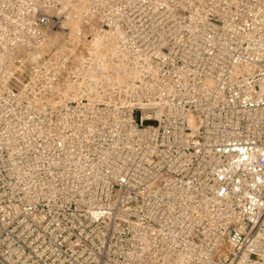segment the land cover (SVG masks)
<instances>
[{
  "label": "built area",
  "instance_id": "1",
  "mask_svg": "<svg viewBox=\"0 0 264 264\" xmlns=\"http://www.w3.org/2000/svg\"><path fill=\"white\" fill-rule=\"evenodd\" d=\"M0 264H264V0H0Z\"/></svg>",
  "mask_w": 264,
  "mask_h": 264
},
{
  "label": "bare ground",
  "instance_id": "2",
  "mask_svg": "<svg viewBox=\"0 0 264 264\" xmlns=\"http://www.w3.org/2000/svg\"><path fill=\"white\" fill-rule=\"evenodd\" d=\"M75 23H76V20H75V19H74V20H71V21L68 22V24L71 25V26H72V25L74 26Z\"/></svg>",
  "mask_w": 264,
  "mask_h": 264
},
{
  "label": "rangeland",
  "instance_id": "3",
  "mask_svg": "<svg viewBox=\"0 0 264 264\" xmlns=\"http://www.w3.org/2000/svg\"><path fill=\"white\" fill-rule=\"evenodd\" d=\"M50 46V44L49 45H47V47H49Z\"/></svg>",
  "mask_w": 264,
  "mask_h": 264
}]
</instances>
